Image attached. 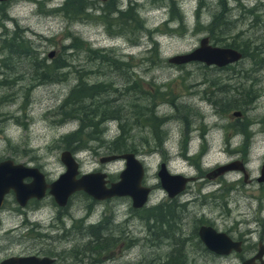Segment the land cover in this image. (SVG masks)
Returning <instances> with one entry per match:
<instances>
[{"label": "rangeland", "instance_id": "374dc122", "mask_svg": "<svg viewBox=\"0 0 264 264\" xmlns=\"http://www.w3.org/2000/svg\"><path fill=\"white\" fill-rule=\"evenodd\" d=\"M8 1L7 14L10 19L0 20L7 25L0 26V39L9 38L16 33L19 38L23 37L31 43L35 53L45 59L43 61L50 62L54 57L66 59L69 66H64L63 70L69 71L60 80L39 82L37 77L33 79L38 74L29 63L31 59L19 53L8 54L0 46V94H8L0 99V159L11 157L16 161L37 165L45 171L47 180L55 179L65 170L59 158L60 151L65 147L57 139L76 129L80 123L75 118L60 121L53 110L75 83V76L83 69L90 83L98 80L112 82L108 98L112 99V103H119L121 110L131 112L137 108L134 103L150 106L154 102L156 113L162 117L161 124L156 128L146 123V113L137 115L136 122L132 117V124L131 121L129 123L132 133L129 141L137 145L135 153L145 166L143 183L152 188L147 202L136 208L131 205L129 195L95 199L82 190L74 192L66 209L61 212L66 224L70 225V230H74L72 222H104L103 225L111 227V230L101 231L99 237L102 240L105 236L114 238H110V245L104 244L102 248L93 246L95 238L88 246L75 245L74 247L90 249L84 254L86 256L83 262L66 255L64 262L57 261L55 264L165 262L168 253L175 247L170 245L175 238L168 233L162 234L163 230L156 224L158 219L142 216L141 210L150 204L159 203L169 207L166 209L165 219L170 222L173 217L168 213L178 217L180 212L186 229L179 232V236L190 235L192 226L199 219L211 221L215 225L220 206L211 195L223 192L227 198L229 186L235 183L233 178L237 174L208 177L205 172L228 162L233 149H246L243 144H247L246 136L249 134L261 136L254 140H264V65L252 64L250 56L242 57L229 64V67H217L199 61L176 64L169 62L167 58L192 49L198 45L202 36H209L212 42L209 23L216 18V14L220 15L224 25L215 31V38L220 39L212 43L222 45L233 39L239 42L251 35L261 47L260 53L254 56H264V7H261L264 0H206L209 3L206 7L200 6V1L204 0H176L178 7L172 5L170 0H139L141 14L136 18H146L147 26L153 30V41L148 40L147 31L140 28L137 35L139 43L135 44L126 41L128 36L133 35L128 27H124V32L115 22L107 31L100 22V17L104 15L113 19L115 6H112L111 12H104L100 16L97 13L87 17L82 15L87 19L80 22L72 17V11L65 13L62 6H59L63 0H41L40 6L32 0ZM79 2L81 6L89 5V0ZM54 5L57 6L53 9L49 7ZM154 6L156 8L152 9ZM250 9L253 10L249 11ZM198 12L200 24L197 23ZM170 17L179 20L168 23ZM218 20L219 16L216 23ZM201 24L209 25L205 28ZM118 31V34L110 35ZM75 36L82 41L86 40L91 48H99L110 56L127 60L126 69L122 66V71L114 64L112 69L105 70V74L100 73L95 68L96 65L92 64L94 54L86 52V47L80 45V40L73 39ZM71 43H75V46L70 47ZM50 51H53L52 56L48 55ZM1 80L7 82L2 83ZM127 81L131 84L136 82L137 87L141 88L127 91L126 94L120 93L118 89H123ZM156 88V93L162 98L150 96ZM141 91L146 94H141ZM245 93L249 94V103L227 108L230 101L241 102ZM170 100L178 102L180 106L172 105ZM236 109L241 110L239 115L233 114ZM238 123L242 125L237 127ZM99 128L105 139L112 138L120 130L118 121L112 118L101 122ZM95 134L97 136L99 132ZM160 137L163 138L162 143L155 144ZM89 142L88 146L74 152L79 161L80 172L105 170L111 180L117 179L119 171L124 167V160L100 162L99 157L108 154L107 145L97 139ZM263 150L264 145H261L258 151ZM186 152L190 155L187 156ZM261 161L262 156L256 153L248 167L250 173L259 171ZM160 162H165L171 172L193 176L179 194L170 197L161 186L157 175ZM241 191H245L243 185L240 193ZM233 193L232 189L231 194ZM175 198L179 202L186 200V208L181 210L180 203ZM238 200L246 202V198L240 194ZM57 210L58 206L54 204L50 194L40 199H30L23 206L16 201L13 192L6 194L0 207V259L24 250L27 239L23 238V233L27 229L21 226V220L25 215L40 222L37 229L41 231L50 234L60 232L61 230L46 228ZM83 215L88 217L83 219ZM74 235L76 238L72 237L73 242L90 240V236L86 234L85 237H79L77 233ZM63 242L59 241L53 248L65 247ZM186 243L188 254L183 255V264L238 263L234 255L219 258L215 254L196 250L194 241Z\"/></svg>", "mask_w": 264, "mask_h": 264}, {"label": "flooded vegetation", "instance_id": "af4514ba", "mask_svg": "<svg viewBox=\"0 0 264 264\" xmlns=\"http://www.w3.org/2000/svg\"><path fill=\"white\" fill-rule=\"evenodd\" d=\"M73 1L75 0H63V2L59 6L65 8L71 5L72 3H74ZM171 1H174L172 5L177 6L176 0H171ZM8 2H9L8 0H0V20H4L6 18L10 19V16L7 14ZM32 2L38 3L39 6L41 4V0H32ZM44 5H46V3H44ZM140 5L141 4L139 0H89V5L81 6L80 10L77 11V13L73 12L72 17L75 18V21L78 20L80 22L82 21L84 22L87 18H83L82 15H85V17H87L92 13H97L98 16H100V14L104 12H111L113 9L112 6H115L116 7L114 10L115 16L113 17V19H110L109 16L107 15L101 16L99 19L103 27L107 31L108 29H110V25L112 23L115 24L116 22L124 32H126L125 28L128 27L127 28L128 31L130 30L131 33H133L132 36H128L127 38L128 40L126 39L128 43L130 44L139 43L138 42L139 39L137 35H138V29L140 28L145 29V31H147L146 36H148V40L153 41L152 39L153 30L152 28L147 26L146 18L144 17L142 19L136 18L138 14H141L140 9L142 6ZM55 6L57 5L49 6V7L53 9L55 8ZM155 8L156 6H154L152 9ZM65 13H69V12H65ZM122 19L124 22L122 21ZM175 19L177 18L171 19L170 17L168 19V22H173ZM0 26L7 27L6 24H3L1 22H0ZM118 33L119 31L116 32L115 34H110V35H116ZM217 67H221V66H217ZM213 83L215 86V81ZM240 125L242 124L238 123L236 126L239 127ZM262 129H264V126ZM246 137H247V144H243V146L246 147V149H242L241 147H239L238 149H233V151H230L231 152L230 154L232 156H230L229 161H235L236 168L230 171H226L224 173H220L217 176V177L223 176L226 173L237 174V176H234L233 178L235 183L229 186L230 193H228L229 196L227 198H225L227 195L224 194L223 192L215 195L213 194L211 195V197H215V202L220 206L218 220L215 219V225L211 221H206V220L203 221L199 219L195 222V225L192 226V231L190 235L179 236L178 233L186 229L185 225L183 224L184 221L183 219H181L182 217L180 215L178 217L170 216L173 217V219H171L172 223L169 221V219L168 220L165 219L166 222L168 221L170 222L167 223L166 226L167 233L169 234V236L175 238L174 241L170 242V245H174L175 247H173L172 251H170L169 253L174 252V253H181L182 255H187L188 250L186 248V244H187L186 242L194 241V248L196 250L198 249V250H202L203 252L215 254L219 258H226V257H230L231 255H234L237 257V262H238L237 264H242L244 261H248L247 264H264V150L258 151L260 146L264 145V140H254L255 137L257 138L261 137L255 134H249ZM232 147H235V145H232ZM256 153L259 156H262V161L259 166V171L256 172L255 174H252L250 173L248 167L252 158L256 156ZM235 154L238 155L235 156ZM207 172L208 171L205 172L206 176H208L206 174ZM26 179L28 180L29 178ZM242 185L244 186L245 191H241L240 193V190L242 189ZM222 187L225 188L224 186ZM232 189L234 191L233 194H231ZM239 194L243 195L246 198V202L241 203L238 200ZM175 199L179 202L178 198ZM179 203L181 210L182 208H186V203H187L186 200L185 201L181 200V202ZM54 204L58 206L57 214L53 216V218L50 220V224L46 225V228L56 229V231L58 230L61 231L57 232V234H50L49 232L41 231L39 230V228L37 229V226L39 225L40 222L39 223L35 222L31 220L29 216L25 215L24 218L21 220L22 222L21 226L27 229L23 233V238L27 239V242H25V248L23 251L11 253L7 256L22 255V254L48 256L52 258V261L47 264H55L57 261H59L60 263L64 262L65 256L69 255L71 256L72 259L83 262V259L86 256L84 254H86L87 251H90V249H86L82 247H74V246L75 245L88 246L91 243V240H93L94 236L96 237V235H94L95 233H99L101 231L108 232L111 230V227H105L103 225L104 222H102L101 224L92 221L86 222V220L81 222L80 224H77L78 221L72 222V225L74 226V228L72 229L74 230H70V225L66 224V222L64 221V216L61 214V212L64 209H66L67 205L60 206L55 201ZM89 210L90 209H88V211ZM87 217L88 216L83 215V219ZM175 218L177 219L174 220ZM85 222L86 224H84ZM202 225H211L215 228V231L224 233L226 239L225 238L221 239L218 236L217 239H215V243L217 244L218 248H225L228 251L219 252L217 250L213 251L209 249L205 245L199 234V228ZM75 233H77L79 237H85L86 235H88L90 236L89 237L90 240L84 242L82 240L79 242H73L71 240L72 237L76 238V236L74 235ZM162 234L166 235L165 233ZM59 241H64L63 243H65L64 244L65 247L62 246V248L59 249L53 248L54 245ZM112 241L114 242V239ZM105 242H106L104 243L105 245L111 244L110 239L105 240ZM159 264H162V262H159Z\"/></svg>", "mask_w": 264, "mask_h": 264}, {"label": "trees", "instance_id": "16d2710c", "mask_svg": "<svg viewBox=\"0 0 264 264\" xmlns=\"http://www.w3.org/2000/svg\"><path fill=\"white\" fill-rule=\"evenodd\" d=\"M77 1V3H72L71 5L63 8L64 12H68L69 10L72 12L77 13V11L80 10L81 3ZM171 1V0H170ZM174 2V1H171ZM220 4H223L222 2H218ZM264 2H261V7H264ZM206 0L204 2L200 1V6L208 5ZM253 9H250L249 11H252ZM199 12L197 13V23H201L199 16ZM219 16L218 23L217 19ZM216 18L212 19L209 24H201L205 28L209 25V31L211 34L212 42L218 41L220 38H215V31L218 30L220 27L224 25V23L220 20V15H215ZM211 26L215 29H212ZM240 36V35H239ZM235 38V37H233ZM239 38V37H238ZM251 38V39H250ZM250 38H245L242 40H239V42L235 39L232 40V42L224 43L222 45L231 46L239 49L242 52V57L244 56H250L252 61V64L256 65H264V56L261 55L260 57H255L254 54H259L261 50H259L261 47L259 44H257L256 40L252 39V36L250 35ZM73 39H78L81 42V46L86 47V52L94 54L93 57L98 60V63H95V59H93L92 64L96 65V69L102 73L105 74V70L112 69L114 64L120 68L122 71L126 69L127 66V60H120L114 55H108L107 52H101V49L99 48H91L88 45V42L82 41L78 36L73 37ZM1 43V49L4 50L8 54L13 53H19L26 55L30 60V64L34 68V72H36L38 75L35 76L33 79H36L39 82H47V81H57L60 80V78L65 77L64 75L69 70H63V67L69 66L66 59L62 57H54L50 62H45L44 58L39 57L35 53L34 47L31 45V43L28 42L27 39L20 37L18 34H13L9 38H2L0 39ZM215 40V41H214ZM250 43H254L251 45ZM216 44V43H215ZM75 43H71L70 47H74ZM251 50V51H250ZM155 52L157 53V48L155 46ZM153 55V54H152ZM155 57L157 58V54H155ZM39 59V60H37ZM42 60V61H41ZM154 60V58H152ZM122 63L123 65L118 64L117 62ZM115 66V67H116ZM124 66V69L123 67ZM85 69H83L78 75L75 76L76 81L73 84L72 87L69 88L66 95L63 97V99L54 107V112L59 118L60 121H65L69 119H77L78 120V127L74 130H71L67 133H64L60 135V137L57 139L60 141L63 145V147L70 149L72 152H75L76 150H79L81 148H84L89 145V141L94 139H97L99 142L104 143L106 146V149L108 150V153L115 152H123L127 150H131L136 152L138 150L137 145L133 141H129V137H131V127L129 126V123L131 121L132 124V117L134 119V122H136V117L139 114L146 113V123L153 125L155 128L158 127L161 124V118L155 111V106H153L154 102L151 103L150 106L140 105L134 103L133 105L137 108L131 112L123 111L119 107V103L115 102L112 103V99L108 98L110 95L109 89L112 87L111 81H105V80H98L95 82L90 83L86 77V72H84ZM91 72V71H88ZM85 73V76H84ZM2 83H6L7 80H1ZM109 83V84H107ZM135 88H141L137 87L136 82L132 83L127 81V84H125V87L119 88L118 90L120 93L126 94L127 91L135 90ZM158 88V87H157ZM154 90L153 93H150V96L152 98H162L157 93L156 90ZM142 92V91H141ZM141 94H146L145 91H143ZM8 94H4L2 92L0 94V99L4 98ZM248 93H245L243 95L241 102L236 101H230L227 104V108L231 106L239 107L240 105H246V103L250 102V98ZM146 97V96H144ZM171 101V100H170ZM172 105L180 106V104L176 101H171ZM182 106V105H181ZM141 112V113H140ZM115 119L118 121V128H120L119 132L116 133L112 138L105 139L103 135H101L100 131V123L107 120V119ZM87 130L84 131V130ZM102 130V129H101ZM95 132H99L97 136H95ZM163 138H159V141L155 142V144L162 143ZM156 141V140H155ZM26 149V148H25ZM171 204V203H170ZM169 207H165L164 205H161L159 203L157 204H150V206H146L141 212L143 213L142 216L150 217L153 216L155 219H158L159 222L156 224L161 227L163 232L167 235V228H164L167 223L165 221V217L167 215V210ZM168 215L172 216L173 214L168 213ZM180 215V212L178 213V216ZM149 220V219H148ZM168 220V219H166ZM99 232V230H98ZM100 233H95L96 235L95 241L93 243V246L96 247H103L105 246L104 243L105 240L112 239L114 237L105 236L102 240L100 236ZM94 240V239H93ZM183 255L181 253H168L166 262H162V264H183Z\"/></svg>", "mask_w": 264, "mask_h": 264}, {"label": "water", "instance_id": "95a60500", "mask_svg": "<svg viewBox=\"0 0 264 264\" xmlns=\"http://www.w3.org/2000/svg\"><path fill=\"white\" fill-rule=\"evenodd\" d=\"M53 51L48 53L52 56ZM242 58V52L226 45L212 43L208 36H202L198 45L192 49L170 55L169 62L176 64L190 61H199L208 65L224 66ZM240 110L233 111L239 115ZM59 158L65 166L55 179L46 180L43 170L37 165L16 161L11 157L0 159V207L4 203L5 196L13 192L16 201L25 205L31 198L40 199L50 194L53 200L60 206L68 203L70 196L82 190L95 199H104L114 195H129L133 207L143 206L152 191L150 185L143 183L145 166L137 153L131 150L115 153L111 152L99 157L100 162H109L115 159H123L124 167L119 171L118 178L111 180L105 170H90L80 172L79 161L75 153L64 148L60 151ZM236 168L235 161L218 164L206 174L214 176ZM157 175L161 186L168 196H175L182 191L193 176L183 173L171 172L165 162H160ZM26 178H29L28 180ZM199 234L205 245L215 251L226 252L225 248H218L215 239L219 236L225 238V234L215 231L211 225H202ZM226 239V238H225ZM52 261L48 256L37 255H10L0 259V264H47ZM244 261L242 264H247Z\"/></svg>", "mask_w": 264, "mask_h": 264}, {"label": "bare ground", "instance_id": "6f19581e", "mask_svg": "<svg viewBox=\"0 0 264 264\" xmlns=\"http://www.w3.org/2000/svg\"><path fill=\"white\" fill-rule=\"evenodd\" d=\"M102 14H104V13H102ZM168 21V20H167ZM173 21V20H172ZM168 23H170V22H168ZM208 38H210L209 36H208ZM210 40V39H209ZM229 47H231V46H229ZM238 61V60H237ZM237 61H232V62H229V63H227V64H225L223 67H229V64H231V63H234V62H237ZM74 153V152H73ZM187 153V156L188 155H190V154H188V152H186ZM195 153H197V152H195ZM193 154V153H192ZM206 153H203V155H205ZM44 172V175H45V178H46V173H45V171H43ZM46 180H47V178H46ZM12 191H10L9 193H11ZM92 197V196H91ZM69 201V200H68ZM68 204V203H67ZM67 204H65V205H67ZM98 225V224H97ZM95 237V236H94ZM94 239V238H93ZM114 241H115V239H114Z\"/></svg>", "mask_w": 264, "mask_h": 264}]
</instances>
